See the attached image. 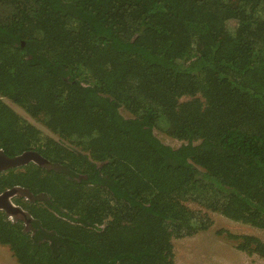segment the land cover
<instances>
[{
	"label": "trees",
	"instance_id": "trees-1",
	"mask_svg": "<svg viewBox=\"0 0 264 264\" xmlns=\"http://www.w3.org/2000/svg\"><path fill=\"white\" fill-rule=\"evenodd\" d=\"M0 149L48 160L0 172L20 264H174L190 202L264 231V0H0Z\"/></svg>",
	"mask_w": 264,
	"mask_h": 264
},
{
	"label": "rangeland",
	"instance_id": "rangeland-1",
	"mask_svg": "<svg viewBox=\"0 0 264 264\" xmlns=\"http://www.w3.org/2000/svg\"><path fill=\"white\" fill-rule=\"evenodd\" d=\"M188 99L184 97L183 100ZM8 103L25 119L34 123L46 134L52 132L44 124L32 118L23 107L8 101ZM125 117L132 115L125 109H121ZM156 135L166 144L177 147L182 142L159 130ZM15 203V196L12 198ZM195 210L207 212L213 219V224L205 231L193 236L175 238L174 243L175 263L174 264H264V257L258 253H249L236 247L237 241L229 239L226 231L219 233V230H227L237 235L252 234L264 241V231L253 225L226 218L219 212L206 211L197 203H188ZM11 218V217H10ZM12 219V218H11ZM9 245L0 243V263L20 264L13 254Z\"/></svg>",
	"mask_w": 264,
	"mask_h": 264
},
{
	"label": "water",
	"instance_id": "water-1",
	"mask_svg": "<svg viewBox=\"0 0 264 264\" xmlns=\"http://www.w3.org/2000/svg\"><path fill=\"white\" fill-rule=\"evenodd\" d=\"M34 162L37 164L47 163L48 160L36 150H26L20 154L9 156L2 149H0V172L8 169L21 167ZM18 193L17 187L6 189L0 193V210L6 211V213L14 219L15 215L23 214L25 211L19 205H16L12 198ZM20 195H24L22 191H19Z\"/></svg>",
	"mask_w": 264,
	"mask_h": 264
},
{
	"label": "flooded vegetation",
	"instance_id": "flooded-vegetation-1",
	"mask_svg": "<svg viewBox=\"0 0 264 264\" xmlns=\"http://www.w3.org/2000/svg\"><path fill=\"white\" fill-rule=\"evenodd\" d=\"M17 168H18V167H17ZM12 169H15V168H12ZM8 170H9V169H8ZM6 171H7V170H6ZM2 172H3V171H2ZM20 196H21V195H20V193L18 192V193L15 195V199H16V198H20ZM26 198H27V197H26ZM15 204L18 205L16 202H15Z\"/></svg>",
	"mask_w": 264,
	"mask_h": 264
}]
</instances>
